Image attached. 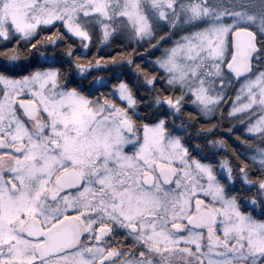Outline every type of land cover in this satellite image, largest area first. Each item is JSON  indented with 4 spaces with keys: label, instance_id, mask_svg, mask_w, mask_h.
<instances>
[{
    "label": "snow or ice",
    "instance_id": "6c2138e0",
    "mask_svg": "<svg viewBox=\"0 0 264 264\" xmlns=\"http://www.w3.org/2000/svg\"><path fill=\"white\" fill-rule=\"evenodd\" d=\"M230 90L243 151L185 113ZM261 217L264 0H0V264H264Z\"/></svg>",
    "mask_w": 264,
    "mask_h": 264
},
{
    "label": "trees",
    "instance_id": "16d2710c",
    "mask_svg": "<svg viewBox=\"0 0 264 264\" xmlns=\"http://www.w3.org/2000/svg\"><path fill=\"white\" fill-rule=\"evenodd\" d=\"M163 30H164V28H163ZM160 32L161 31L158 30L157 35L160 34ZM121 43H122V41L120 39H116L112 44L108 45L107 47H104L103 45H101L99 50H97V48L95 46H93L92 50L87 52V57H91L92 53L95 51H98V54L101 57H108V56L115 55L118 52L125 51L126 49L130 51L131 49L135 48V51H136L135 60H136V62L141 63V61H142L141 67H147L149 69V71H155V68L151 67L150 62L148 60L151 57L150 55H152L150 53H147L148 43H135V42H129L127 40H124L123 41L124 47H120ZM62 49H63V44L61 43L60 45H57L55 51H56V53H61ZM43 50H45V49H42V51ZM46 51L51 53L53 51V49L51 47H48L46 49ZM80 51L83 52L84 49L80 48ZM74 55H75V53H74ZM87 57L85 59H87ZM110 74H111V70H108V71H92L88 77V80H86L85 83L87 84L88 81L91 80L92 76H95V75L108 76ZM99 90L103 91V89H99ZM188 112H191L193 114V118L196 121V124L194 125L193 131L196 128H198L199 125H201V124H204V125H207L210 123H216L217 124L215 131L211 132L206 137L202 136L201 141H199L200 143H205L206 140H213V139H216L218 137H223L232 147L236 148L238 151H243V148L240 144V141L237 140V138H236L238 135L243 134L242 128L236 127L237 129L231 134H229L227 132V129L229 127H232V125H234L238 121L239 117H236L233 120V119L227 118L223 112V118H221V116H215V115L212 117L206 118L202 114L197 115L194 108H192L190 106H186L185 107V113H188ZM185 118L187 119V117H185ZM210 146L211 145H208L206 149H208V148L210 149ZM216 152L219 153L218 155L220 157L227 155L229 157V159L231 161H233V163L237 162L235 156L231 152V148H229L227 150L222 148V149L216 150Z\"/></svg>",
    "mask_w": 264,
    "mask_h": 264
},
{
    "label": "rangeland",
    "instance_id": "374dc122",
    "mask_svg": "<svg viewBox=\"0 0 264 264\" xmlns=\"http://www.w3.org/2000/svg\"><path fill=\"white\" fill-rule=\"evenodd\" d=\"M163 28H164V30H162L161 32H160V34H158V36L159 35H163V32H166V31H169V29L167 28V26L165 25V26H163ZM50 31H51V29H50ZM181 33L177 30V32H176V35L178 36V35H180ZM175 38H176V36H172L171 38H169V37H165L164 38V42L163 43H161L160 44V46L158 47V48H155V49H153V48H150L149 46H147V48H148V50H147V53H150V54H152V55H150L151 57L148 59L149 60V62L150 61H152L156 56H158V55H160V53H161V51H162V49L163 48H165V47H168V46H171V44H172V42L175 40ZM152 43H155V41H153ZM229 56H230V53H229ZM148 62V61H147ZM148 62V63H149ZM230 96H235V91L234 90H230L229 91V93H228V96H225L224 97V99H225V101H227V103L223 106V112H224V115L227 117V118H229L228 117V111H229V108L231 107V100L229 99V97ZM221 116V110L220 109H216V111H215V113L214 114H212L211 116H209V117H212V116ZM205 117V116H204ZM236 117H239L238 118V121L234 124V125H232V127H238L239 125H241L240 124V120L242 119V117L241 116H239V115H237ZM206 118H208V117H206ZM241 127H242V132H243V134H244V128L246 127V125H241ZM210 149L213 151V152H216V150H219V149H222V148H217V147H213V146H210ZM212 157H214V158H217L216 160H218L217 162H212L214 165H216L217 167H219V165H220V156L219 155H214V156H212ZM245 210H247V209H245ZM261 218H264V217H261Z\"/></svg>",
    "mask_w": 264,
    "mask_h": 264
},
{
    "label": "flooded vegetation",
    "instance_id": "af4514ba",
    "mask_svg": "<svg viewBox=\"0 0 264 264\" xmlns=\"http://www.w3.org/2000/svg\"><path fill=\"white\" fill-rule=\"evenodd\" d=\"M99 90V89H98ZM101 91V90H100ZM238 127H241V125H239ZM235 130L237 129L236 127H233ZM242 128V127H241ZM195 131V130H194ZM219 153L218 152H213L211 149H205L203 152H202V155H205V156H208L209 159L212 161V162H217L218 160H216L217 158H214L212 156L214 155H218Z\"/></svg>",
    "mask_w": 264,
    "mask_h": 264
}]
</instances>
